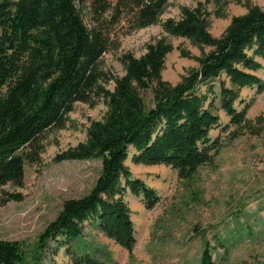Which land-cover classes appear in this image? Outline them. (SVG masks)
Returning <instances> with one entry per match:
<instances>
[{
	"label": "trees",
	"instance_id": "1",
	"mask_svg": "<svg viewBox=\"0 0 264 264\" xmlns=\"http://www.w3.org/2000/svg\"><path fill=\"white\" fill-rule=\"evenodd\" d=\"M169 1L0 0V205L24 200L22 192L6 187L24 186L26 164L41 159L43 135L64 128L77 102L104 98L108 105L106 117L91 123L86 142L54 158L58 163L98 159L102 169L88 194L63 202L40 233L33 261L44 260L47 252L54 258L65 248L75 264H106L90 250L87 226L133 256L136 228L126 195L140 197L149 210L161 196L126 165L131 148L133 163L165 165L189 180L224 147L214 130L232 139L247 129L258 132L247 118L254 100L241 96L243 88L264 91V79L255 73L263 68L257 57L264 58V9L258 6L234 16L219 37L210 32V16L200 6L183 7L179 19H165L169 34L211 48L180 83L163 80L172 46L159 40L140 57L124 54L126 73L116 78L113 90L101 85L111 79L101 69L103 55L119 45L121 35L156 24ZM148 89L151 105L140 94ZM217 97L226 122L215 111ZM262 122L264 115L257 119ZM196 232L205 238L200 264H217L206 233ZM29 256L24 241L0 239V264H28Z\"/></svg>",
	"mask_w": 264,
	"mask_h": 264
},
{
	"label": "rangeland",
	"instance_id": "2",
	"mask_svg": "<svg viewBox=\"0 0 264 264\" xmlns=\"http://www.w3.org/2000/svg\"><path fill=\"white\" fill-rule=\"evenodd\" d=\"M249 5L264 9V0H170L156 24L121 35L119 45L103 55L100 66L111 79L101 81V85L113 90L116 78L126 73L124 54L140 57L149 44L159 40L172 46L162 72L163 80L172 85L180 83L199 68V59L211 48L169 34L163 21L169 17L179 19L183 7L200 6L210 16V32L219 37L234 16L249 11ZM257 60L263 68L255 73L264 79V58ZM221 79L229 85L225 75ZM216 89L219 90L218 83ZM140 94L151 105L152 89L141 90ZM241 96L242 100H254L247 118L251 128L258 132L247 129L232 139L229 133L214 130L212 135L219 134L224 147L214 162L202 166L192 179H181L175 169L165 165L135 164L131 160L134 148L130 149L126 165L134 176L158 192L161 202L149 210L140 197L127 193L137 237L132 257L99 230L87 226L85 239L91 251L96 249L94 255L98 259L106 264H200L205 238L196 232L199 230L211 241L217 264H264V123H257L264 115V91L257 94L256 88H243ZM215 111L222 122L228 120L220 109L219 97L215 100ZM107 112L104 98L96 99L94 104L77 102L64 128H52L43 135L41 159L26 164L24 186L6 187L22 192L24 200L0 205V239L24 241L30 254L28 264H53L51 252H47L44 260L33 261L40 233L57 216L65 200L91 191L102 169V161L98 159L58 163L55 156L86 142L91 123L103 120ZM73 248L79 251L76 245ZM53 259L56 264H75L65 248Z\"/></svg>",
	"mask_w": 264,
	"mask_h": 264
},
{
	"label": "crops",
	"instance_id": "3",
	"mask_svg": "<svg viewBox=\"0 0 264 264\" xmlns=\"http://www.w3.org/2000/svg\"><path fill=\"white\" fill-rule=\"evenodd\" d=\"M228 118V117H227Z\"/></svg>",
	"mask_w": 264,
	"mask_h": 264
}]
</instances>
